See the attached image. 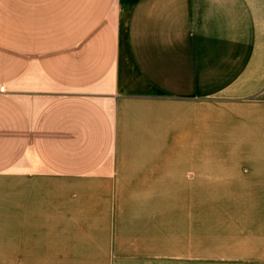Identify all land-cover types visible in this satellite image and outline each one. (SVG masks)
Masks as SVG:
<instances>
[{
    "label": "crops",
    "instance_id": "obj_1",
    "mask_svg": "<svg viewBox=\"0 0 264 264\" xmlns=\"http://www.w3.org/2000/svg\"><path fill=\"white\" fill-rule=\"evenodd\" d=\"M164 258L264 264V0H0V264Z\"/></svg>",
    "mask_w": 264,
    "mask_h": 264
},
{
    "label": "rangeland",
    "instance_id": "obj_2",
    "mask_svg": "<svg viewBox=\"0 0 264 264\" xmlns=\"http://www.w3.org/2000/svg\"><path fill=\"white\" fill-rule=\"evenodd\" d=\"M218 217V199H212L211 202V222L213 223L214 221H217ZM169 221H164L163 224V237L164 238H169L170 236V230L167 229ZM211 223L210 227L208 229H196L194 231V237L201 238V237H209L211 239L217 238L218 237V229L213 227V224ZM169 248V247H168ZM163 264H171V261L169 259L164 258V263ZM189 264H236V263H230V262H216V261H195L194 263H189Z\"/></svg>",
    "mask_w": 264,
    "mask_h": 264
}]
</instances>
